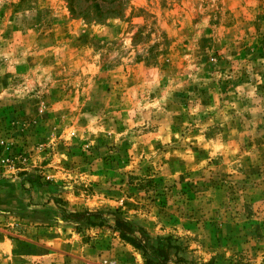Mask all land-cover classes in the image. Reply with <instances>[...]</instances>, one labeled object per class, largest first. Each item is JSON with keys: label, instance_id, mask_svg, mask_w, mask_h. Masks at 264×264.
Masks as SVG:
<instances>
[{"label": "rangeland", "instance_id": "1", "mask_svg": "<svg viewBox=\"0 0 264 264\" xmlns=\"http://www.w3.org/2000/svg\"><path fill=\"white\" fill-rule=\"evenodd\" d=\"M73 5L0 0V190L98 218L0 264H264V0Z\"/></svg>", "mask_w": 264, "mask_h": 264}, {"label": "crops", "instance_id": "2", "mask_svg": "<svg viewBox=\"0 0 264 264\" xmlns=\"http://www.w3.org/2000/svg\"><path fill=\"white\" fill-rule=\"evenodd\" d=\"M3 182L5 181H0V187ZM55 196L59 197L42 179L17 177V189L0 190V221L14 220L10 228L0 230L3 233H0V240L7 239L5 234L13 233L16 237L14 240L17 241V251L29 244L27 240L33 241L35 246L38 243L48 244V237L71 221L69 216L65 218L63 210L56 208ZM79 222L72 220L73 226Z\"/></svg>", "mask_w": 264, "mask_h": 264}, {"label": "trees", "instance_id": "3", "mask_svg": "<svg viewBox=\"0 0 264 264\" xmlns=\"http://www.w3.org/2000/svg\"><path fill=\"white\" fill-rule=\"evenodd\" d=\"M68 5L69 12L72 14L74 13V5L73 3L76 2V0H65ZM94 8L96 10L100 11V8L97 5H94ZM70 218L72 220H75L77 222L79 221H85L89 222L92 220H96L98 218L97 212H73L70 213ZM111 230L113 232L117 233L118 238L123 241L124 243L131 246L133 249L138 250L141 252L142 257L144 259V264H168L171 262L169 253L165 249H157L156 250V257L155 261H152L150 258L148 259L146 257V248L143 242V235H140L139 237L134 236L130 231L129 227H127L121 220L115 219L113 221V225L111 226ZM181 259H177V262H180ZM202 264H214L212 261H207Z\"/></svg>", "mask_w": 264, "mask_h": 264}, {"label": "built area", "instance_id": "4", "mask_svg": "<svg viewBox=\"0 0 264 264\" xmlns=\"http://www.w3.org/2000/svg\"><path fill=\"white\" fill-rule=\"evenodd\" d=\"M2 172V169H0V173ZM88 264V263H87Z\"/></svg>", "mask_w": 264, "mask_h": 264}]
</instances>
